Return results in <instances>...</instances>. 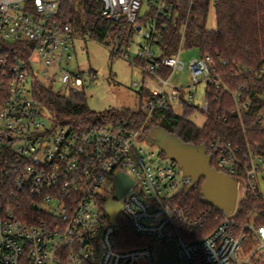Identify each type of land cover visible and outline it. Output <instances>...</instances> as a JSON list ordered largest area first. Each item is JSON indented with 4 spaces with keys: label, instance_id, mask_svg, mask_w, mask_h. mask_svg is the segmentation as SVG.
<instances>
[{
    "label": "built area",
    "instance_id": "obj_1",
    "mask_svg": "<svg viewBox=\"0 0 264 264\" xmlns=\"http://www.w3.org/2000/svg\"><path fill=\"white\" fill-rule=\"evenodd\" d=\"M61 1L0 0V51L3 44L25 48L18 56L0 58V264H157L155 248L172 239L180 264H264V223L257 224L255 214L244 223L234 218L240 201L249 196L264 200L259 179L263 157H241L230 144L213 146L216 169L237 181L236 208L229 216L222 214L210 235L189 240L176 220L184 229L189 224L178 203L189 193L191 179L176 162L160 150L141 148L138 133L122 122L87 130L53 124L33 97L34 82L60 83L68 91L85 88L83 74L70 69L75 35L71 24L58 19ZM100 1L104 20L133 26L148 2ZM154 28L149 23L137 31L143 42L136 57L145 64L136 66L142 81L133 85L152 95L144 101L149 115L175 105L181 108L182 99L195 104L193 94L182 98L183 88L170 85L185 64L180 52L159 59ZM161 68L169 69L167 78L160 75ZM187 68L192 86L206 84L201 106L206 113L207 90L221 84L213 62L199 57ZM233 98L239 114L247 109V103L239 104L241 97ZM261 116L264 119V112ZM119 174L127 175L133 185L119 200L121 211L111 221L105 206L117 201ZM120 218L146 240L144 246L118 249Z\"/></svg>",
    "mask_w": 264,
    "mask_h": 264
},
{
    "label": "trees",
    "instance_id": "obj_2",
    "mask_svg": "<svg viewBox=\"0 0 264 264\" xmlns=\"http://www.w3.org/2000/svg\"><path fill=\"white\" fill-rule=\"evenodd\" d=\"M212 8L216 28L209 30L207 22ZM101 11L100 0H62L58 19L71 24L75 36H86L111 48L112 56L128 55L126 48L133 42L138 28L153 23V43L160 52L159 59L177 56L183 49L198 50L200 57H209L213 62L220 87L207 90L209 108L206 113L200 105L182 99L181 114H176L171 107L149 115L144 110V101L152 95L146 90L138 92L137 110L96 112L89 108L84 90H70L63 95L50 85L34 82L33 97L56 127L87 130L122 122L138 133L139 141H147L154 128H161L186 144L204 145L207 154L213 157L211 167L215 169L217 153L213 146L217 142L237 148L241 157L253 153L264 158V119L261 116L264 112V0H148L134 26L124 21L104 20ZM22 52H25L23 46L3 44L0 58H11ZM132 63L135 66L145 64L137 57ZM159 73L164 78L170 75L167 68H161ZM234 94L241 97L240 105L248 104L240 114ZM197 113L205 116L202 125L191 120ZM200 187L185 193L178 203L189 224L184 229L183 222L178 219L176 227L189 240L207 237L223 219L221 213L202 203ZM254 214L257 215L256 223L263 224L264 200L249 196L240 201L234 218L244 223ZM116 241L120 250L146 244V240L132 232L124 218H120Z\"/></svg>",
    "mask_w": 264,
    "mask_h": 264
},
{
    "label": "rangeland",
    "instance_id": "obj_3",
    "mask_svg": "<svg viewBox=\"0 0 264 264\" xmlns=\"http://www.w3.org/2000/svg\"><path fill=\"white\" fill-rule=\"evenodd\" d=\"M211 20V16H210ZM143 39L138 34L135 35L133 43L126 48L128 57L112 56L111 48L89 39V37L76 35L71 46L73 61L70 69L81 72L85 79L87 104L89 108L96 112L108 110H137L139 107L138 91L133 87L134 83L142 81V75L138 68L132 63L137 56ZM198 50L180 51V59L185 64V68L179 71L170 80V85L181 87V93L185 96L193 94L194 102L200 106L204 104L206 96V84L192 86L190 73L187 68L190 61L199 58ZM46 84H49L48 81ZM54 91H61V94H68V90L56 83L52 86ZM176 114H181L182 110L178 105L174 106ZM191 120L197 125H202L205 116L200 113L195 114ZM140 147L145 150L158 151V147L149 144L147 141H140ZM261 192L264 194V171L260 174ZM240 201V197H239Z\"/></svg>",
    "mask_w": 264,
    "mask_h": 264
},
{
    "label": "water",
    "instance_id": "obj_4",
    "mask_svg": "<svg viewBox=\"0 0 264 264\" xmlns=\"http://www.w3.org/2000/svg\"><path fill=\"white\" fill-rule=\"evenodd\" d=\"M147 142L157 146L163 154L178 164L186 178L191 179L188 192L201 185V201L204 205L224 216H229L234 212L237 202V181L211 167L213 157L207 154L204 145L186 144L161 128H154ZM132 185L133 181L127 175L119 174L117 176L114 193V199L117 201L109 200L105 206L111 221L120 213L121 203L119 200ZM155 253L157 264H180L178 248L173 239L165 246H157Z\"/></svg>",
    "mask_w": 264,
    "mask_h": 264
},
{
    "label": "crops",
    "instance_id": "obj_5",
    "mask_svg": "<svg viewBox=\"0 0 264 264\" xmlns=\"http://www.w3.org/2000/svg\"><path fill=\"white\" fill-rule=\"evenodd\" d=\"M210 16H211V20H210ZM207 28L209 30H214L216 28L215 12H214L213 8H212L210 15H209V18H208Z\"/></svg>",
    "mask_w": 264,
    "mask_h": 264
}]
</instances>
